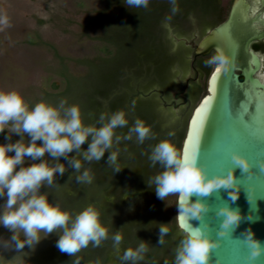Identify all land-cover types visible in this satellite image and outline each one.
I'll use <instances>...</instances> for the list:
<instances>
[{
  "label": "rangeland",
  "instance_id": "1",
  "mask_svg": "<svg viewBox=\"0 0 264 264\" xmlns=\"http://www.w3.org/2000/svg\"><path fill=\"white\" fill-rule=\"evenodd\" d=\"M230 2L175 0L173 5L172 0H149L145 8L128 7L125 0H0V16H6L10 23L0 31V92H17L29 110L44 102L63 115L64 108L77 105L85 126L99 128L119 111L128 120L126 127L115 130L113 146L100 161L84 158L91 136L67 156L55 158L45 153L43 157L49 166L63 164L65 171L54 177L61 178L60 183H45L39 194H47L51 204L73 218L93 207L108 230V239L99 246L90 242L70 256L56 246L61 230L47 237L41 232L42 240L26 245L23 252L27 257L21 259L13 256L12 234L0 230V264H151L144 258L135 262L122 259L128 248H139L148 237L155 241L153 260L163 252L166 264H176V250L185 234L176 225L163 237V244L158 241L161 226L176 224L177 195L164 200L156 196L155 185L149 181L164 169L158 162L153 165L149 157L155 145L164 140L179 151L187 118L201 94L192 83L186 84L192 76L191 46L215 20L224 17ZM173 7L177 11L173 12ZM211 8L218 10V19L205 15ZM116 47L117 58L112 60ZM181 52L185 57L182 64V58L176 61L172 57ZM67 80L74 90L66 96ZM170 86L182 88L189 108L165 103V97L169 101L174 93L165 96ZM137 91L142 94L134 95ZM62 101H66L63 108ZM137 119L150 128V136L142 144L134 133L132 139H124ZM11 127L9 124L0 132V144L21 140ZM30 139L24 134L21 142L27 144ZM111 152H117L118 172L108 163ZM75 160L81 162L79 171L72 167ZM34 162L39 161L26 157L18 168ZM85 170L92 177L91 183L77 181ZM6 199L0 197V215ZM117 233L122 236L118 248L113 240ZM19 235L24 237L22 232ZM4 257L8 258L6 263Z\"/></svg>",
  "mask_w": 264,
  "mask_h": 264
},
{
  "label": "clouds",
  "instance_id": "2",
  "mask_svg": "<svg viewBox=\"0 0 264 264\" xmlns=\"http://www.w3.org/2000/svg\"><path fill=\"white\" fill-rule=\"evenodd\" d=\"M148 3L149 0H125L128 7L146 8ZM172 3L175 5V0H172ZM172 10L177 11L176 7ZM9 26L8 18L0 16V31ZM205 63L215 65V71L226 72L229 61L225 54L217 49L216 54ZM64 103L66 101L61 102V108ZM100 121H105L103 114ZM9 124L12 125L11 132L20 135L21 140L16 143L0 144V197H7L4 212L0 215V225L13 233L11 242L14 243L15 249L22 250L26 245L31 247L42 240L41 232L46 233L47 237L57 230H61L62 234L56 246L62 253L70 256L87 247L90 242L94 246H99L103 240L108 239V230L102 226L99 213L93 207L85 208L73 218L69 212L51 204L45 194H39L42 185L46 183L51 186L56 173L63 175L65 171L63 164L49 166L43 157L45 153L55 158L67 156L74 150H79L91 136L84 158L88 161H100L105 151L113 146L115 130L128 125L125 113L119 111L112 114L106 123L96 128L83 124L81 111L77 105L64 108L63 115L57 107L44 102L37 103L29 110L17 92H0V132H4ZM133 133L142 144L150 136V128L142 120L137 119L124 139H132ZM23 134L31 138L27 144L21 142ZM115 139L119 142L120 137L116 136ZM37 141L41 143L37 144ZM26 157L39 162L18 168L24 165ZM149 159L153 165L158 162L164 169L149 181V184L155 185L156 196L161 200L171 194L178 196L176 219L185 233V238L181 240L176 250V264H208L209 254L218 247V244L212 242L201 228L186 223L188 219H200L202 213L206 211L200 203L190 202V197L193 194L203 197L221 187L231 188L235 183L231 174L223 180L211 178L206 180L196 160L189 159L167 140L155 145ZM71 163L72 167L79 171L81 162L75 160ZM108 163L115 166L114 171H120L117 152L110 153ZM233 163L242 171L248 170V164L240 156H234ZM77 181L91 183L89 171L85 170L77 177ZM232 199L235 200L236 197L233 196ZM219 214L226 217L223 229L238 226L240 223V216L232 211L221 210ZM168 231L167 227H160L158 241L160 244H163V237ZM20 232L23 233L24 240L19 238ZM220 235H225V232L222 231ZM253 237L254 234L250 230L247 231L244 242L250 249L249 264H255L257 258L264 256V245ZM113 240L114 246L118 248L122 236L117 233ZM4 246H8L7 241L4 242ZM147 250L146 244L142 242L135 250L128 248L122 259L135 262L143 259L141 253Z\"/></svg>",
  "mask_w": 264,
  "mask_h": 264
},
{
  "label": "water",
  "instance_id": "3",
  "mask_svg": "<svg viewBox=\"0 0 264 264\" xmlns=\"http://www.w3.org/2000/svg\"><path fill=\"white\" fill-rule=\"evenodd\" d=\"M262 40L264 0H233L226 18L194 48L195 55L219 49L229 61L219 79L213 75L215 65L209 72L205 92L187 118L179 149L195 157L206 180H223L231 174L235 182L231 188L190 197V202L200 203L206 211L200 219L186 223L201 228L218 244L208 264H249L250 249L244 242L249 230L264 245V69L261 49L255 47ZM234 156L245 160L247 171L235 166ZM177 201L178 196L175 218ZM221 210L238 214L239 225L223 229L226 217L219 214ZM176 225L181 230L177 219ZM255 264H264V256Z\"/></svg>",
  "mask_w": 264,
  "mask_h": 264
},
{
  "label": "trees",
  "instance_id": "4",
  "mask_svg": "<svg viewBox=\"0 0 264 264\" xmlns=\"http://www.w3.org/2000/svg\"><path fill=\"white\" fill-rule=\"evenodd\" d=\"M205 15L208 16V17H210V19H212V20L218 19L221 16V15H219L218 10H216L214 8H211V9L207 10V12H206ZM218 21L215 20L214 23H213V25L215 23H217ZM117 54H118V49L116 47V49L114 50V55L112 57V60H114V59L117 58L116 57ZM172 57L176 61H177V59L182 58L181 64L183 62H185L184 61L185 60V57L182 56V52L180 53V55H178V57H177V54H174ZM188 58H189V67H190V70L192 71V76L187 80L186 84L192 83L201 92H203L204 88H203V86L199 82L201 81L203 75L206 74V67H205L206 66V63H204L205 60H202V57H199L198 55H195L193 53V49L190 50V53H189V57ZM73 90H74V87L71 88V86H70V84H69V82L67 80V86H66V89L64 91V94L67 96L70 93H72ZM172 91H174L172 97L170 98L169 101H167V98L165 97V103H170L172 107H178L179 105H185L187 108L190 107L189 106V99H188L187 95H185L183 93L182 88H176L175 89L174 86H170V87H168L166 89V92H165L166 95L165 96H169ZM140 94H142L141 91H137V92L134 93V95H140ZM61 181H62L61 178H54V180H53V182H55V183H60ZM46 196H47V194H46ZM167 225H168L167 228L169 229L168 234L171 233L172 230H174V229L177 228L175 223L174 224H167ZM0 230L4 231L7 234H12L13 235V233L10 232L6 228H4V229L2 228ZM168 237H169V235H168ZM19 238L21 240H24L25 239V237H21L20 235H19ZM152 238L153 237H148L146 239V241H144V242H146L147 246H149V249L146 252H144L143 258L146 259V260H148L151 264H166L165 263V256H166V254L163 253V252L161 253V257L158 260L157 259L153 260L154 259L153 258L154 257L153 255H154L156 246H155V241H153ZM139 241L142 242V240H139ZM13 248L15 250V253L13 254V256L15 258L24 259V258L27 257L25 255V253L23 252V249L17 251L15 249L14 244H13ZM7 259H8L7 257H4L3 258V262L6 263L7 262ZM93 264H96V262H94Z\"/></svg>",
  "mask_w": 264,
  "mask_h": 264
},
{
  "label": "flooded vegetation",
  "instance_id": "5",
  "mask_svg": "<svg viewBox=\"0 0 264 264\" xmlns=\"http://www.w3.org/2000/svg\"><path fill=\"white\" fill-rule=\"evenodd\" d=\"M232 2H233V0H231V2H230V5H229V8H228V11H229V9H230V6H231V4H232ZM228 11H227V13L224 15V17L221 19V20H219L217 23H215L214 25H212V26H210L207 30H205V32L199 37V39L209 30V29H211L212 27H214L215 25H217L218 23H220L221 21H223L225 18H226V16H227V14H228ZM199 39L197 40V42L199 41ZM197 42L196 43H194V44H192V46H191V49H193V53H194V48H195V45L197 44ZM255 47H260V49H261V56H262V62H263V69H264V40H262V41H259V42H257V43H255ZM216 54V52L215 51H213V50H211L209 53H207V54H205V55H198L199 57H202V60H205V62L207 61V60H209V59H211V57L213 56V55H215ZM204 62V63H205ZM214 66V65H213ZM206 73L208 72V70L210 69V67H211V65H207L206 64ZM213 68V67H212ZM209 74V73H208ZM207 77H208V75H207ZM207 77L204 79V75H203V77H202V79H201V85L202 86H204L203 88H204V90H203V92H201V94H200V96L202 95V93H204L205 92V89H206V82H207ZM188 79H189V77H188ZM200 98V97H199ZM185 128H186V126H185ZM180 149V148H179Z\"/></svg>",
  "mask_w": 264,
  "mask_h": 264
},
{
  "label": "snow or ice",
  "instance_id": "6",
  "mask_svg": "<svg viewBox=\"0 0 264 264\" xmlns=\"http://www.w3.org/2000/svg\"><path fill=\"white\" fill-rule=\"evenodd\" d=\"M220 72H221L220 70H217L216 73L213 74V75H214V78L219 79V74H220ZM185 155H186L188 158H192V159L195 158L194 156L190 157L189 153H187V152L185 153Z\"/></svg>",
  "mask_w": 264,
  "mask_h": 264
}]
</instances>
